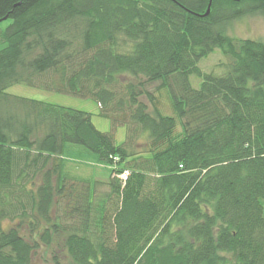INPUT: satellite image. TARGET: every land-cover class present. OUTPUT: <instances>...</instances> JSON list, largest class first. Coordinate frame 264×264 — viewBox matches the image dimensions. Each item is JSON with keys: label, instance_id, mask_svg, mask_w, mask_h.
I'll use <instances>...</instances> for the list:
<instances>
[{"label": "trees", "instance_id": "trees-1", "mask_svg": "<svg viewBox=\"0 0 264 264\" xmlns=\"http://www.w3.org/2000/svg\"><path fill=\"white\" fill-rule=\"evenodd\" d=\"M208 3L0 0V21L11 19L0 48V264L43 250L48 264H264V39L228 33L264 15V0H211L204 15ZM217 48L224 72H203ZM154 81L173 115L146 90ZM14 84L91 98L125 141L87 111L7 92ZM71 145L109 168L97 204L87 180L65 192L61 168L44 170Z\"/></svg>", "mask_w": 264, "mask_h": 264}, {"label": "rangeland", "instance_id": "rangeland-1", "mask_svg": "<svg viewBox=\"0 0 264 264\" xmlns=\"http://www.w3.org/2000/svg\"><path fill=\"white\" fill-rule=\"evenodd\" d=\"M10 22V18L0 21V48L5 45V42L2 39V33L5 31ZM228 33L238 37L264 39V15L257 14L246 16L237 20L229 27ZM223 61V55L220 49L217 48L209 53L206 57L201 58L198 62V65L203 72L213 71L214 73L221 74L224 72V69L218 64L222 63ZM189 79L193 87H199L201 81L200 78L191 75ZM158 84L159 81L150 82L145 85V88L154 94L156 105L163 114L173 115L174 112L170 105L168 93L165 88L157 89ZM6 91L12 94L36 98L54 104L87 111L91 115L92 123L98 130L112 132L113 140L118 145L125 141V126H118L112 130L109 120L99 115L98 104L91 98H82L70 94L46 91L39 88L30 87L25 84L11 85L6 89ZM142 99L147 102L145 97H142ZM175 132H181V126L179 123L176 125ZM142 142L144 141L140 140L138 143L141 144ZM139 148L142 147L139 146ZM62 157V164H60V160H58V158L54 157L46 164L44 170L51 167L55 168V166L56 170L61 168L60 173L65 177L64 189L70 186L72 189L78 190L81 187L87 185L89 182V184L94 187L95 204H97V201L100 200V198L103 197L109 190V185L107 184L109 181V168L97 158L95 153L86 150L79 145L69 146ZM55 175L56 173L54 176ZM54 179L55 178L52 179L53 186L55 185ZM40 180L41 175L39 174L36 183L39 184ZM65 192H67V189ZM67 199H70V197ZM117 204L118 199L113 196V199L106 203L105 207L107 209V214H110ZM53 210L55 213L60 214L63 220V225H67L66 228H68L70 224L74 223L75 218L64 213L65 204L63 202H60L58 206L55 205ZM91 230L94 232L97 231L93 225L91 226ZM61 233L64 234L65 232ZM52 251H58V249L52 248ZM49 260L50 254L43 250L40 251L38 255L33 257L31 264H48Z\"/></svg>", "mask_w": 264, "mask_h": 264}, {"label": "built area", "instance_id": "built-area-1", "mask_svg": "<svg viewBox=\"0 0 264 264\" xmlns=\"http://www.w3.org/2000/svg\"><path fill=\"white\" fill-rule=\"evenodd\" d=\"M128 173V170H123L118 174V177L124 182L127 178Z\"/></svg>", "mask_w": 264, "mask_h": 264}, {"label": "water", "instance_id": "water-1", "mask_svg": "<svg viewBox=\"0 0 264 264\" xmlns=\"http://www.w3.org/2000/svg\"><path fill=\"white\" fill-rule=\"evenodd\" d=\"M210 2H211V0H209V3H208V6H207V8H206V10L204 12V15L208 14V12H209Z\"/></svg>", "mask_w": 264, "mask_h": 264}]
</instances>
